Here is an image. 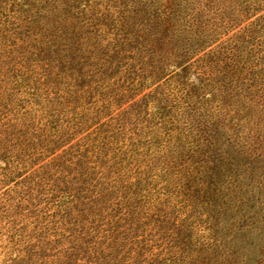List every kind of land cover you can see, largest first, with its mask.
I'll use <instances>...</instances> for the list:
<instances>
[{
    "label": "rangeland",
    "instance_id": "obj_1",
    "mask_svg": "<svg viewBox=\"0 0 264 264\" xmlns=\"http://www.w3.org/2000/svg\"><path fill=\"white\" fill-rule=\"evenodd\" d=\"M0 264H264V0H0Z\"/></svg>",
    "mask_w": 264,
    "mask_h": 264
}]
</instances>
